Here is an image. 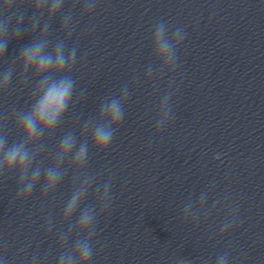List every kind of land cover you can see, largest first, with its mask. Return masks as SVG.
Instances as JSON below:
<instances>
[{
	"label": "clouds",
	"instance_id": "clouds-1",
	"mask_svg": "<svg viewBox=\"0 0 264 264\" xmlns=\"http://www.w3.org/2000/svg\"><path fill=\"white\" fill-rule=\"evenodd\" d=\"M65 2L66 0H30L32 16L25 29L21 27L27 11V8L21 7L25 0H0V61L4 60L10 41L19 39L25 31H30L34 37L29 44L19 50L14 59L5 62L7 67L0 71V93H5L9 88L17 67L20 68L21 82H27L30 78L36 81L27 110L13 109L12 112L0 114V181L15 175L16 200H27L39 184L43 203L49 194L56 191L71 168L73 188L63 208L61 219V223H66L68 227L66 231L57 233L56 243L62 251L56 264H91L93 256L100 251L94 250L97 218L112 207V178L109 177L103 184H99L95 175L87 174L88 140L84 139L78 143L74 131L67 132L60 138L52 164L43 168L42 162H37L40 154L44 152L43 138L57 131L70 106L86 99L84 94L87 89L82 88L81 95L76 96L73 101L76 80L71 76V72L77 63L78 49L75 44L69 47L68 39L80 22L79 19L74 20L72 9L80 4V17L87 16L91 20L99 0H73L71 8L66 11ZM62 11L64 14L59 30L64 32L65 36L63 39L53 41L49 37V30L53 19ZM150 31L152 54L157 63L155 67L151 64L148 66L144 74L145 80L159 82L166 75L169 80L168 90L160 99L155 117L154 130L160 133L174 119L171 98L175 90L172 88L174 82L172 74L180 66L178 51L188 33L185 26L173 28L165 20H158ZM133 80H138V77L134 76ZM130 95L129 87L125 84L120 88L118 95L105 96L101 100L96 116H90L83 121L80 136L87 137L90 134L92 147L97 152H107L113 143L114 134L124 120L125 105ZM10 119L20 137L18 141L14 140L11 143L8 132L5 131ZM76 119L79 121L80 116ZM222 155L215 153L213 158L219 160ZM94 185V198L97 203L81 207ZM210 193L211 188L202 190L194 200L189 197L190 202L181 209L182 218L198 225L202 214L206 219L214 212L220 211L223 217L220 221L219 234L223 237L236 227L240 205L237 200L231 199V194L227 192L213 199L211 205H208ZM78 210L79 213L76 215ZM54 227L52 213L49 212L45 222V233L51 232ZM8 248V241L0 239V264H15V259L8 258ZM20 253H24L22 264H48L47 254L41 257L38 252H33L29 258L25 249L21 248L14 256L19 258ZM230 257L231 251H224L216 256L214 264H232ZM175 264L195 262L179 258ZM200 264H209V260L201 259Z\"/></svg>",
	"mask_w": 264,
	"mask_h": 264
}]
</instances>
